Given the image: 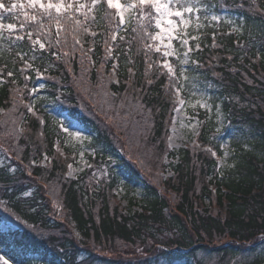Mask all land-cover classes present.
<instances>
[{"label":"trees","instance_id":"16d2710c","mask_svg":"<svg viewBox=\"0 0 264 264\" xmlns=\"http://www.w3.org/2000/svg\"><path fill=\"white\" fill-rule=\"evenodd\" d=\"M202 3L199 47L187 65L183 48L170 59L173 74L149 38L154 21L142 22L146 32L138 14L121 25L102 4L59 37L45 19L32 36L40 49L27 27L19 33L22 22L36 27L24 18L32 10L0 9L24 36L5 28L0 39V256L9 264H264V0ZM212 13L218 23L205 18ZM181 99L212 111L198 115L202 148L173 153L166 144ZM61 122L89 132L91 166L75 179ZM226 143L231 165L222 170ZM166 152L178 163L157 179L149 168ZM100 165L107 181L98 183ZM118 190L138 195L140 211L125 212ZM242 255L249 260L230 262Z\"/></svg>","mask_w":264,"mask_h":264},{"label":"snow or ice","instance_id":"6c2138e0","mask_svg":"<svg viewBox=\"0 0 264 264\" xmlns=\"http://www.w3.org/2000/svg\"><path fill=\"white\" fill-rule=\"evenodd\" d=\"M106 4L108 9H115L114 13H111L113 16L119 17V24H124L126 22L125 13L131 12L139 15V22L141 29L147 32V27L142 23L144 20L154 21V27L159 29V31L153 33H148L151 40H161L163 42L164 38H167L169 48L166 49L163 53L165 57L178 55L175 50L171 49V42L173 39H179L180 46L183 48L188 45L189 40L185 38L188 34L186 31L181 30L177 32L176 29L179 25H183L186 29L187 26L191 23V20L195 18L197 21L200 19L199 13L204 11L202 0H125L124 3H121L120 0H90L89 3H80V0H27V4H17L11 3L6 6L5 3L0 0V9L5 12H13L14 9H24L25 7L31 9L32 12L29 14L27 11L24 12L25 21H31L36 27L27 26L24 22L19 25V33L25 32L26 27L28 28L26 34L28 39L31 40L33 46L39 45L40 49H44L45 45L40 42L39 39H32L33 32L39 33L45 28V19L48 23H55L56 26V35L59 37L60 32L64 30V26L68 22L74 23L75 26L81 27L84 25L85 21L89 19V13H93L98 6ZM87 9V11H82ZM55 13V14H53ZM77 13H80L84 16V20H80L77 17ZM188 14V15H186ZM106 16L109 13H105ZM176 17L179 19V24L176 20L172 19ZM208 18V17H205ZM211 20H219V16L212 15ZM92 20L95 21V16H92ZM200 25L197 24V27ZM7 28L9 36L15 35L17 40H22L23 35L17 33V25L13 23H8L5 25L3 23V17L0 16V39L3 38L4 30ZM76 29L74 28L73 31ZM85 31H89V28L85 27ZM238 29H234L237 31ZM133 31H136L134 28ZM95 35V33H92ZM115 39V36L112 37ZM191 39H196L195 36H192ZM79 43V40L76 41ZM59 43V40H57ZM152 47V45H149ZM199 47V45H197ZM156 51H160V48L157 46ZM191 51V48H188L187 51L183 53V59L181 63L186 64L188 62V52ZM23 59V57H21ZM28 68H31L32 65L28 64ZM165 67L168 68L170 74H173V68L170 64L165 62ZM22 70V74H23ZM182 74H183V70ZM37 75L40 76L41 73L37 69ZM9 76L12 75V72L8 73ZM27 78V77H26ZM35 92V89H33ZM181 104L184 103L183 100L180 101ZM206 106V105H201ZM29 111H32V105H29ZM61 130L67 133L70 137H77L78 133L70 130L68 124L61 122ZM215 155V153H213ZM0 264H9V261L4 257L0 256Z\"/></svg>","mask_w":264,"mask_h":264},{"label":"rangeland","instance_id":"374dc122","mask_svg":"<svg viewBox=\"0 0 264 264\" xmlns=\"http://www.w3.org/2000/svg\"><path fill=\"white\" fill-rule=\"evenodd\" d=\"M121 3H124L125 0H120ZM188 15V14H186ZM212 15H217L216 13L210 14L208 17V21L211 23H218L221 20V16H219V20L213 21L210 19ZM134 16V13L127 12L125 13V19L126 21L131 20V18ZM172 19L176 20L177 23L179 24V19L176 17H173ZM203 21L199 19L197 21L195 18L191 20V23L187 26L185 29L183 25H179L178 28L176 29L177 32H180L181 30H184L187 32V38L189 40L188 45L184 46L183 49L184 51H187L188 48H191V51L188 52V62L186 64L183 63V65H187L190 61L189 54L192 53V51L195 49H198L197 45L200 43V34H198L195 30L197 29H202L201 24ZM197 24L200 26L197 27ZM7 30V28H6ZM159 31V29H156ZM156 31V32H157ZM192 36H195L196 39H191ZM158 41V47L160 48V51L164 53L166 49L169 48L168 45V40L167 38H164L163 42L161 40ZM180 41L179 39H173L171 42V49L175 50L178 55H173V56H168L165 57L168 64L172 66L170 63V59H175L177 60L180 56L181 52V46H179ZM184 53V52H183ZM169 58V59H168ZM164 62V66H165ZM166 70L168 68L166 67ZM182 100V99H181ZM206 105V106H201V105ZM212 109L211 106L209 105L208 102L204 100H199L195 102H185L181 104L179 102L176 106V110L174 111L173 119L171 121L170 125V130H169V137H168V142H167V148L168 150L172 151L173 153H177L181 149H188V148H194V147H200L199 144V134H200V120L198 115L202 112H207L211 113ZM0 113H3V110L0 109ZM218 123L221 126L224 125L225 119L223 114L218 115ZM70 130L73 132L78 133L77 137H69L68 143L72 151H74L77 156L76 158L73 157L74 162L70 165L69 167V177L70 178H77L82 172L90 168L91 166V160L90 156L93 155V151L89 149L88 144L90 143L89 137V132L81 126L77 122H73L69 124ZM205 149V148H204ZM224 150V155L223 157L218 158L219 159V166L222 170L226 169L231 165L230 158L232 156V153L230 151L228 143H226L223 148ZM178 163V157L176 155H168L167 152L164 155L163 160L161 159V162L158 164H155L152 162L150 165L149 171L151 175L157 179H162L166 180L167 178L171 177L174 173L172 170L173 165ZM163 166V168L160 169V166ZM95 178V182H98L96 179H100L103 181H107V171L104 167H101V165L93 171V175ZM94 182V183H95ZM99 183V182H98ZM118 200L120 203V207L123 208L125 212H130L134 213L136 211H140L141 207L138 204V195L133 196L132 193H125L122 192L121 190H118ZM11 223L8 224H2L1 228L3 231H7L11 228ZM228 240H224L223 242H227ZM251 259V258H250ZM249 260V257L247 256H238L233 258L230 262H238V263H243ZM221 260L218 258H210V257H205L204 258V263L205 264H219Z\"/></svg>","mask_w":264,"mask_h":264}]
</instances>
